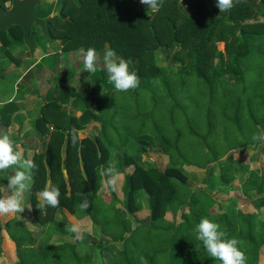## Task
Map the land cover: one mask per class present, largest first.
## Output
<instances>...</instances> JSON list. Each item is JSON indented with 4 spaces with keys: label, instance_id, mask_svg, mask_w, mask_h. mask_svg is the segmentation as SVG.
I'll return each instance as SVG.
<instances>
[{
    "label": "trees",
    "instance_id": "obj_1",
    "mask_svg": "<svg viewBox=\"0 0 264 264\" xmlns=\"http://www.w3.org/2000/svg\"><path fill=\"white\" fill-rule=\"evenodd\" d=\"M131 2L134 0H58L56 15L51 17L49 10L39 13L37 8L36 15L46 19L49 42L58 39L65 53L74 48L86 51L94 47L101 52L110 47L118 56L131 59L130 67L137 70L140 84L123 93L132 94L138 106L145 102L147 108L144 114L139 112L138 118H143V127L152 121L157 138L137 134L139 122L133 128L129 116L128 121L120 120L121 116L117 117L120 110L116 107L113 117L107 118L105 94L80 90L76 84L59 80L36 119L39 136L35 139L25 133L22 139L32 141L28 146L23 140L18 141L25 148V158H32L38 166L29 201L34 220L42 231L55 230L62 237L71 233L57 224L58 211L66 221L67 216H72L100 225V203L105 202L112 204V209L108 207L106 212L114 214L117 223L120 219L121 232L109 246L105 247L102 239L89 249L87 242L76 238L74 242L55 241V231L38 236L18 215L6 223L0 218V259L6 252L15 257L13 262L6 259L3 264H97L99 259L101 264H140L141 256L147 264H163L161 259L168 264H221L196 239V226L207 217L219 223L228 238L242 242L238 246L245 252L246 264H261L264 216L259 211L264 210V198L258 197L256 211L220 212L214 208L216 198L194 191L178 166L192 164L205 168L231 150L251 145L258 147L260 157L264 156L263 143L253 140L236 143L231 138L233 128L240 137H248L249 131L251 134L256 131L257 122H261L264 131V41L261 40L264 0H240L226 12H220L216 0H163L159 10L150 15ZM39 30L36 26L31 30L32 45L38 41ZM20 41L26 44L21 27L0 29V49L9 60L15 61L14 50L9 46ZM160 54L168 59L170 71H163L156 63ZM87 75L89 72L85 71ZM98 75L108 81L106 71L99 66L93 76L95 89L100 80ZM105 88L104 91H116L109 82ZM180 88L189 103L175 95ZM160 89L165 90V97L158 94ZM93 104L97 105V112L91 110ZM64 105L69 110L60 117L55 110ZM15 107L13 101L0 107V130L12 126ZM218 115L223 123H219ZM89 122L100 124L99 133L73 144L72 129L79 131ZM185 136L198 142V151L200 148L203 155V158L197 156L198 162L191 160L196 156L189 153L193 145L183 148ZM39 137L45 145L42 152L35 149L34 140ZM66 137L69 148L64 162ZM152 137L156 142H151ZM131 138H139L140 157L131 164L120 159L118 162V169L127 176V195L122 200L109 188L111 197L106 199L100 194L102 186L97 169L107 166L112 151L126 146ZM117 140L120 145H116ZM161 155H167L172 162L164 169L157 164ZM131 166L133 170L126 172ZM236 176L235 172L224 173L223 182L230 183ZM49 181L60 189L59 206L39 209L37 193ZM138 190L145 191L149 197L150 214L144 221L137 219L140 204L139 196L134 195ZM255 190L256 195L264 192V177L259 179ZM85 197L89 207L81 209ZM181 209L182 221L177 222ZM127 213L137 220L131 221ZM171 213L173 218L168 222L165 217ZM99 229L104 231L101 226ZM4 238L12 246H4Z\"/></svg>",
    "mask_w": 264,
    "mask_h": 264
},
{
    "label": "rangeland",
    "instance_id": "obj_2",
    "mask_svg": "<svg viewBox=\"0 0 264 264\" xmlns=\"http://www.w3.org/2000/svg\"><path fill=\"white\" fill-rule=\"evenodd\" d=\"M135 2L138 5V9L140 11L146 13L147 15L151 14H149L147 6L140 3V0H134V2H131V4H134ZM56 7H58V0H52L51 3H49V0H42L37 9L39 13L49 10L51 11L50 16L53 17L57 12L55 11ZM36 36L38 41H36V39L34 38V42H36L32 45V51L30 46H28L27 44H22L21 41L9 46V48H13L14 50L12 56L15 61L9 60L7 54L4 55L0 49V107L10 101L16 103L15 110L11 114L12 126H3L1 130L9 131L12 134L14 140H16L17 142L23 140V143L28 146V144H30L32 141L31 139H22L24 138V134L30 133L34 138L39 136L40 132L38 131L39 129L37 127L36 119L41 112V108L48 102V96L54 90L56 83L59 80H63L74 85L76 84L80 90H88L91 92L95 91V93L101 92V94H105L104 103L108 109V111L105 113L107 118L113 117L112 112L114 110V107H116L120 110V115H117V117L121 116V119L119 118L120 120L128 121L127 116H129V119L132 120L131 126L133 128L137 127L138 122L139 125L141 123L140 127L138 125L136 129L137 134H151L154 138H157V134L155 128L153 127L152 121H147L148 126L143 127V118H138L139 112L144 114V110L147 108L145 107V102L143 106L141 103V108V106H138L135 98L132 96V94L130 95V93H123L121 91L112 92L109 91V89L104 91L106 89L105 86L108 81L104 78L101 79L99 75L98 76L100 80L97 81L98 87L96 89L93 88L94 74L89 73V75L85 76V71H83L80 53L82 52V50L84 51V49L74 48L65 53L62 50V45L60 44L58 39L49 42L47 36H45L42 30H39ZM261 40L264 41V36L261 38ZM26 48L30 52H32V55ZM156 61V63L162 68L163 71L168 72L172 69V66L169 65L168 59L164 54H160L157 57ZM52 65H54V69L52 68ZM111 87L114 86L110 84V88ZM158 91L160 97H165L166 93L164 89H160ZM175 95H177L178 98H181L184 103H189L185 92H183L181 88L175 91ZM149 100L150 98L147 99V102ZM97 109V105L93 104L91 110L97 112ZM67 110H69L68 105H64L61 109H56L55 111L58 112L61 117L63 111ZM122 117H124V119ZM217 119L219 123H223V118L221 115H218ZM260 123L261 122L255 123L256 131L252 132V134L251 131H249L247 133L248 137H240L237 131L233 128L231 138L234 139L236 143L252 140V136L254 134L263 131V127ZM99 127V123H86L84 125V128L78 131L80 133L81 139L85 138V136L87 135L91 137L96 136L99 133ZM186 136L184 137V139L186 138ZM153 137L151 140L152 143L156 142ZM138 139L139 138H131L126 146L112 151L109 160L115 161L117 168L119 167V159L124 162H130V164L131 162L136 161V157H140V154H138L137 152L139 143ZM34 142H36L35 149L38 152H42L45 149V145L41 141L40 137L37 138V140H34ZM120 144L121 143H118L117 140L116 145ZM187 144L193 145V147H191L189 151V153H193L196 155L191 158L193 162H198L199 158H203L200 148L198 151V142L185 139V142H183L182 144L183 148L187 147ZM21 148L25 152V148L23 146H21ZM176 149L177 148L175 146L173 150L175 151ZM259 154L260 153H258V147L251 145L250 147H246L243 149L238 148L235 150H231L220 161L215 164L213 163L210 166L208 165L205 168H200L192 164H186L185 166L178 167L182 171L183 175L186 176L187 183L192 186L194 191L205 192L210 196L216 198L217 202L214 204V208L216 210L220 212H236L238 210L252 212L256 211L255 209L257 208L256 204L258 202V197L264 198V192L256 195L255 190V186L258 185L259 179L261 177H264V156L260 157ZM151 155L153 157L155 156L154 154ZM157 164L164 169L165 167L172 164V162H170V159L167 155H161L158 158ZM133 167L131 166L127 168L126 172L132 171ZM14 170L15 168H11L4 172H0V188L6 190L8 183L7 178L12 175L11 173H13ZM118 171L120 172L121 178L118 182L117 188L115 190H112L115 191L119 198L124 200L127 195L125 189V186L127 184V176L121 170L118 169ZM228 172H235L237 174V178H235L230 183H225L223 182L222 174ZM100 194H102L104 198L110 199L109 196L111 194V190L108 187H102V189H100ZM2 196L3 193H0V197ZM29 196L30 192L26 193L27 200H29ZM134 196H139L140 206L137 212V216L139 218L137 219L144 221L150 214L149 197L143 190H138ZM106 202L110 203V200H106ZM100 206L102 208V211H99L98 214V222L100 223V225L95 226L91 222L87 223V221H80L72 216H67L69 221L68 222L60 211L56 213L57 224L61 226V229L69 232H71L70 225L79 224L80 232L78 234L82 237L81 240L87 242V245H90L89 249H92L93 246L95 244H98V242H100V240L102 239L104 242V246H109L111 243L115 242V236L121 232V227L119 224L120 219L119 223H117L114 218V214L106 212V209L108 207H111L112 209V204H106L105 202H103L100 203ZM188 209L189 208L185 209V211H187ZM181 212H183L182 209L179 210L178 215L176 216L177 222L182 221ZM263 212L264 210L259 211V214L261 216H264ZM16 215H18L20 219L23 220L31 229L36 230L38 236H41V233L45 234L46 236L50 231H52L53 233L55 231H42V227H40L37 221L34 220L32 209L29 210L25 208V210L20 214L4 215L0 216V218L3 223H6V221L10 220ZM130 216L131 215L127 213V217L131 221L137 220L131 218L132 216ZM165 218L169 222L173 218V214L171 213ZM100 226L104 229L103 232L101 231V229H99ZM49 227L50 226H48V228ZM76 235L77 233L71 232L68 235L62 237L61 235H57L55 231L53 239H55V241L72 240L74 242ZM124 236H127V234H124ZM3 245L12 246L8 238H6V240L4 238ZM118 245L121 246V244ZM5 251L7 250L5 249ZM3 256L4 257L0 259V264H3L6 259H8L10 262H13L12 259L15 257V254H6V252H4ZM165 258L167 259V257ZM84 261H86V259ZM161 262H163V264H168L167 260L165 259H161ZM101 263L102 261L101 259H99L97 264ZM261 264H264V256L261 259Z\"/></svg>",
    "mask_w": 264,
    "mask_h": 264
},
{
    "label": "clouds",
    "instance_id": "obj_3",
    "mask_svg": "<svg viewBox=\"0 0 264 264\" xmlns=\"http://www.w3.org/2000/svg\"><path fill=\"white\" fill-rule=\"evenodd\" d=\"M51 2L52 0H49V3ZM239 2L240 0H217V7L220 12H226ZM140 3L147 6L150 14L159 10L163 0H140ZM30 53L32 54V52ZM80 56L83 71L95 74L98 66H102L107 73L108 82L114 86L116 91L123 92L135 89L140 84L137 70L130 67L132 65L131 59L118 56L115 50L110 47H106L103 52L97 51L94 47H89L86 51L82 50ZM80 139V133L76 129H72L71 142L75 144ZM252 140L264 143V132L254 134ZM29 157H31V153H29ZM37 167L32 158H25L21 145L13 139L12 134L6 130H0V172L11 168L16 169L14 174L7 178L6 190L0 188V193H3V196L0 197V216L20 214L25 208L32 209L33 205L31 201L26 199V193L31 191ZM97 174L100 177L102 187L113 190L117 188L121 176L115 161L109 160L107 166H100L97 169ZM59 197V187L49 181L43 190L37 193L38 203L36 206L39 209L45 206L56 208L60 203ZM80 207L81 209L89 207L87 197ZM70 231L77 233V240L82 239L78 234L80 232L79 224L72 225ZM195 231L197 233L196 239L203 243L210 257L220 261L221 264H246L245 252L238 246L242 242L234 237L228 238L227 233L221 230L219 223L205 217L198 223ZM139 259L140 264H147V260L143 256Z\"/></svg>",
    "mask_w": 264,
    "mask_h": 264
},
{
    "label": "water",
    "instance_id": "obj_4",
    "mask_svg": "<svg viewBox=\"0 0 264 264\" xmlns=\"http://www.w3.org/2000/svg\"><path fill=\"white\" fill-rule=\"evenodd\" d=\"M41 0H13V5L9 9H4L0 5V28L7 29L19 26L23 30L25 43L31 47V29L39 26L43 33L48 36L46 19L36 15V8ZM69 138L65 139L63 147L64 162L68 159ZM264 152V143L261 146Z\"/></svg>",
    "mask_w": 264,
    "mask_h": 264
},
{
    "label": "flooded vegetation",
    "instance_id": "obj_5",
    "mask_svg": "<svg viewBox=\"0 0 264 264\" xmlns=\"http://www.w3.org/2000/svg\"><path fill=\"white\" fill-rule=\"evenodd\" d=\"M0 5H1V7L2 8H4V9H9V8H11V6L13 5V0H0ZM36 27H38V26H36ZM34 28V27H33ZM32 28V29H33ZM40 28V27H39ZM31 29V30H32ZM41 29V28H40ZM54 41V40H53Z\"/></svg>",
    "mask_w": 264,
    "mask_h": 264
}]
</instances>
